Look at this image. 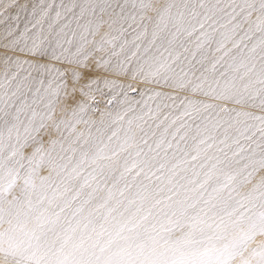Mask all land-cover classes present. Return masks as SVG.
I'll list each match as a JSON object with an SVG mask.
<instances>
[{"label":"snow or ice","instance_id":"obj_1","mask_svg":"<svg viewBox=\"0 0 264 264\" xmlns=\"http://www.w3.org/2000/svg\"><path fill=\"white\" fill-rule=\"evenodd\" d=\"M0 264H264V0H0Z\"/></svg>","mask_w":264,"mask_h":264}]
</instances>
